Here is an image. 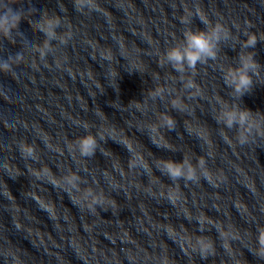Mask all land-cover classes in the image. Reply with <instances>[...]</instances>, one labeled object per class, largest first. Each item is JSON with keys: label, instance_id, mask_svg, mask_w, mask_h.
<instances>
[{"label": "clouds", "instance_id": "obj_1", "mask_svg": "<svg viewBox=\"0 0 264 264\" xmlns=\"http://www.w3.org/2000/svg\"><path fill=\"white\" fill-rule=\"evenodd\" d=\"M74 7L77 11L82 12L85 8L91 11H98L99 6L96 3V0H74ZM196 15L200 19V21L205 25V30H197L191 31L188 30L184 33L185 45L184 47H172L167 50L165 53V58L172 67L180 73H183L185 70V65L188 68L195 72L196 65L198 63H205L207 60L216 58V50L217 45L222 40H227L231 36V32L221 23H211L207 19H205L197 10ZM190 16L187 17L182 16L181 22L184 24L190 23ZM22 20V14L19 10H14L12 7H6L2 12H0V35H3L5 38H10L13 30L18 29L19 24ZM61 18L58 16H49L47 13L43 15L41 21H39L36 25L37 29L43 32L49 40L56 38L55 29L60 27ZM246 40L244 41L242 47L243 48H255L257 44V35L255 33L245 32ZM71 33L66 32L65 35L61 38L60 43L66 45L71 39ZM260 39H264V36H261ZM47 43L45 44V48H47ZM40 51L41 59L44 57V52ZM101 56L105 59H110V57L105 56L104 53H101ZM24 59L23 55L17 53L16 56L9 57V61L0 62V71L5 73L12 72V64H18ZM240 64L239 67L230 69L225 74V82L230 87L233 88L234 92L239 96H243L245 93L250 92L253 86V75H259L260 64L254 59V55L252 53H248L247 55L241 54L239 56ZM185 87L188 89L196 88V85L193 80H187ZM199 90L197 89V92ZM131 103V102H130ZM176 107V105H173ZM163 123L158 126L166 127L169 131H174L176 128V121L165 115L162 117ZM254 120V116L252 111L248 109H232L226 110L222 113L221 117L217 118V122H223L225 127L231 129L234 126H238V142L243 145L249 141V137L253 133V128L255 125L252 123ZM83 127L87 128L88 125L82 124ZM158 128L150 129V131H158ZM256 134L264 136V127L257 128ZM101 139L105 137L100 133ZM111 138V136H109ZM151 139V137H150ZM152 140V139H151ZM152 142L157 146L161 147L162 145L157 144L155 140ZM123 146L129 151L132 152L130 146L125 145L123 141H121ZM79 145V154L82 157H91L95 154L96 149L98 147L96 136L94 135H86L78 140ZM163 147H167L163 145ZM19 150L25 159L31 158L33 160H37L36 149L34 145L28 144L25 142H21L19 144ZM137 161L136 163L129 162L130 167H136L139 162L142 167L147 169V163L143 160L142 156L134 157ZM163 165V168L160 169L163 173H165L172 181H177L180 178L185 179L186 181L198 182L200 176L197 175V168L193 167L190 164H187V161L184 163H176L171 160L160 161ZM187 165V168H186ZM197 167L200 169V175L205 177L210 183L212 182V177L210 171L206 167L205 158H200L197 162ZM186 168V170H185ZM66 182L71 185L72 188H76L78 190L77 181H79V177L72 175L70 177H66ZM88 195L92 196V205L101 204L104 197L103 194L100 193L99 196L96 194L89 192ZM92 205H89L91 208ZM257 242L258 248H256L253 252L254 255L258 256L261 259H264V227L257 230ZM223 236V233H221ZM210 247V245H209Z\"/></svg>", "mask_w": 264, "mask_h": 264}]
</instances>
